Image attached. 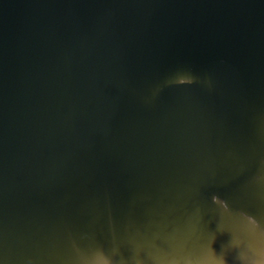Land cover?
<instances>
[{
    "label": "water",
    "instance_id": "95a60500",
    "mask_svg": "<svg viewBox=\"0 0 264 264\" xmlns=\"http://www.w3.org/2000/svg\"><path fill=\"white\" fill-rule=\"evenodd\" d=\"M263 157L264 0H0V264H234Z\"/></svg>",
    "mask_w": 264,
    "mask_h": 264
}]
</instances>
